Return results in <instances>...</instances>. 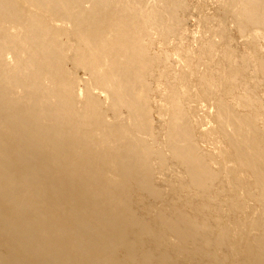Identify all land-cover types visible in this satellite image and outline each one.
<instances>
[{
	"label": "bare ground",
	"instance_id": "obj_1",
	"mask_svg": "<svg viewBox=\"0 0 264 264\" xmlns=\"http://www.w3.org/2000/svg\"><path fill=\"white\" fill-rule=\"evenodd\" d=\"M197 1L0 0V264H264V0Z\"/></svg>",
	"mask_w": 264,
	"mask_h": 264
},
{
	"label": "rangeland",
	"instance_id": "obj_2",
	"mask_svg": "<svg viewBox=\"0 0 264 264\" xmlns=\"http://www.w3.org/2000/svg\"><path fill=\"white\" fill-rule=\"evenodd\" d=\"M192 2H194L193 4H196L198 1L197 0H191ZM191 2V3H192ZM209 3L207 4V6H209V4L211 3V5L209 6V7H207V9H208V11H209V13L211 12V13H214L215 12V7L212 5V2H210V0L208 1ZM210 8V9H209ZM211 8H212V10H211ZM211 10V11H210ZM207 11V12H208ZM194 19V18H193ZM193 19H191V21L189 22V26H190V29L192 30V31H195V28L197 27V25H196V23H195V19L193 20ZM235 36H236V34H235ZM82 75V74H81Z\"/></svg>",
	"mask_w": 264,
	"mask_h": 264
}]
</instances>
